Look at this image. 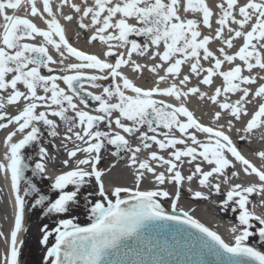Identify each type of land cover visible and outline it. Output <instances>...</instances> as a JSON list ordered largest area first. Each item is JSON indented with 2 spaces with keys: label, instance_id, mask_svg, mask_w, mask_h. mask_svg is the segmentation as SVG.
<instances>
[{
  "label": "snow or ice",
  "instance_id": "obj_1",
  "mask_svg": "<svg viewBox=\"0 0 264 264\" xmlns=\"http://www.w3.org/2000/svg\"><path fill=\"white\" fill-rule=\"evenodd\" d=\"M40 3L42 8L37 0H0V130L6 132L0 174L9 179L14 197V224L5 237L9 246L0 264H19L17 236L29 206L41 208L45 215L69 217L60 218L50 231L44 226L41 244L47 245L55 235L44 256L47 264H167L151 247L147 248L151 260L144 259L139 248L121 251L126 240L139 242L142 230L157 226L171 228L173 251L188 256L176 264H264V251L255 246L258 242L264 247V215L251 210L257 206L253 196L264 205V149L252 153L258 166L246 158L231 135L234 130L239 141H245L261 130L264 141V0L71 3L79 28L92 32L88 43L98 41L104 46L100 55L73 47L51 0ZM61 3L69 4V0ZM20 9L23 15L16 14ZM35 18L46 28L37 26ZM63 19L70 22L73 16ZM37 37L42 38L40 42H33ZM214 44L218 46L213 48ZM70 58L75 62H67ZM141 59L151 63L142 64ZM124 69L137 76L144 71L155 74L157 86H138ZM169 77L168 86H158ZM192 78L198 86H188ZM81 81L98 91H88ZM201 86L211 91H202ZM189 96L214 106L209 124L185 106L183 99ZM89 100L94 102L92 108ZM10 106L16 108L15 114L7 111ZM54 118L66 127L61 144L67 155L62 163L68 170L54 177L50 190L56 196L50 198L25 173L30 169L33 176L46 177L53 159L49 146L56 145L44 139V130L48 137L60 135L61 125ZM28 146L37 149L34 166L26 162L22 151ZM108 146L114 148L112 157L130 154L133 187L105 189V169L100 164ZM142 152L146 156L140 159ZM241 172L255 176L257 182L233 183ZM149 176L156 188L141 190ZM92 179L96 191L84 196L90 203L91 223L80 226L74 209L81 190ZM194 181L201 190L189 186L193 199L225 197L219 201L221 210L233 212L240 227L232 244L187 211L177 213L185 183ZM166 184L174 186L172 193L163 187ZM222 185L229 186L226 192ZM92 196L98 198L91 202ZM165 199L171 203V212L162 206ZM231 230L237 232L236 227ZM133 255L137 259L126 258ZM205 256L215 259L205 260Z\"/></svg>",
  "mask_w": 264,
  "mask_h": 264
},
{
  "label": "bare ground",
  "instance_id": "obj_2",
  "mask_svg": "<svg viewBox=\"0 0 264 264\" xmlns=\"http://www.w3.org/2000/svg\"><path fill=\"white\" fill-rule=\"evenodd\" d=\"M78 0H69V4H62L61 0H51V3L53 4V10L56 14L57 19L59 20L60 24L65 29L66 38L68 39L69 43L76 47L78 50L85 51L90 54H96L100 55V53L104 50V46L101 45L98 41L93 43H88V38L91 36L92 32L91 30H81L79 28V20L77 14L71 9L70 4L76 3ZM215 2H219V0H215ZM38 7L42 8V4L40 3V0H37ZM59 9V11H57ZM16 14L23 15L24 10L20 9L17 11ZM64 15H71L73 16L72 21H66L63 19ZM32 19L31 17H29ZM34 23L37 24V26L41 28H46V26L43 24V22L39 18H35ZM88 22L87 19L85 21ZM42 38L37 37L35 43H39ZM237 45L241 43V41H235ZM218 45H213V48L217 47ZM235 50V49H234ZM50 52L54 54V50L50 49ZM67 62H75L74 58H70ZM158 62V61H157ZM140 63L142 64H150L151 61L141 59ZM125 74L129 76L130 79H133L134 82L142 87V88H150L153 86H157L155 84V81L157 80V76L155 74H151L147 71H144L142 75L137 76L134 73H131L128 69H124ZM186 71V70H185ZM43 72H46V70H43ZM163 72H160V75H163ZM171 82V78H168L167 82H160L159 87L163 88L168 86V84ZM107 83V82H105ZM219 83V81L217 82ZM188 86H198L196 79L192 78L189 82ZM202 91H211V89L208 86H201ZM91 91L97 92L98 90L92 89ZM157 99H165L166 102L169 103H175L179 104L180 101H176L174 98H163V97H156ZM91 100H89V108H92L93 105L90 104ZM183 102L186 107L190 111L193 112V114L203 123L209 124L211 122V117L215 111V108L213 105H211L210 102L202 101L198 97L195 96H189L188 98H184ZM7 111L11 114L16 113L15 107H8ZM249 111H253L251 107H249ZM247 119V118H245ZM61 126L58 128V131L60 135L56 138H53L52 142L50 144H55V147L49 146L51 149L55 148L54 155H51L53 158L52 161L48 164L49 167L54 170L55 172L61 173L62 171H66V169L63 166V160L67 158L66 150L61 144V141H63L66 127L62 125V122H59ZM242 124H237L236 127H241ZM11 128V126H10ZM10 130V129H9ZM260 133L261 130H256V135L253 137H250L248 140L245 141H239L238 134L233 130L231 135L233 136V139L237 142L238 147L242 151V153L246 156V158L252 160L254 163H256L259 166L258 159L252 154L254 150L264 149V141L260 139ZM6 135L5 130H0V158H2L3 153L5 151L3 147V139ZM133 147L136 146V141L133 139L132 141ZM69 148L72 147L71 143L68 145ZM153 150L158 149L153 146ZM111 149L108 148L107 151H104L102 153L103 160L101 162V166L105 169V173L103 176V182L105 185V189L107 190L108 186L112 187H133L135 184L134 180V174L135 170L133 168H130L128 166V155L126 158L119 159V157H112L111 156ZM163 154V153H162ZM79 155V154H78ZM146 153L142 152L138 154V157L140 159L145 158ZM239 165H237V170H239ZM163 168H157V171H163ZM183 172L187 174L189 172L188 166H185L183 168ZM233 183H244L248 184L250 182H257V178L255 176L248 177L245 176L242 172L240 173V178L234 179L232 181ZM92 190L96 191V185L95 181L93 180L91 184ZM22 186V185H21ZM107 186V187H106ZM191 186L193 191L201 190L198 186V182H193L191 185L185 183L184 185V193L178 202V208L177 212H180L182 215V211H187L190 216H192L194 219L198 220L200 223L204 224L206 227H208L211 231L216 232L218 235L221 236V238L229 244H232V241L234 240V237L239 232V226L234 223L233 220L226 219L224 212L221 210L219 201L222 198V196H213L208 201L199 200V199H193L191 194L188 193L187 189ZM166 190H168L170 193L174 191V186L170 184H166L163 186ZM228 185H222V191L226 192ZM90 188V190H91ZM156 188L155 183L149 176L141 183V190H153ZM89 190V191H90ZM252 199L256 203V211L258 215H264V205L260 204V198L253 196ZM163 202V203H162ZM162 206L165 208L166 211L171 212V203L169 200L165 199L161 201ZM182 210V211H181ZM26 213V208H25ZM25 213H24V219L22 222V228L23 230L18 233L17 236V244L18 246L21 243V238L23 236L24 226H25ZM14 224V197L11 194L10 191V181L8 178L5 177V175L0 174V259H2L6 251L8 249V241L5 240V237L10 236V230L13 227ZM233 227L237 228V232H233L231 229ZM21 247V246H20Z\"/></svg>",
  "mask_w": 264,
  "mask_h": 264
},
{
  "label": "rangeland",
  "instance_id": "obj_3",
  "mask_svg": "<svg viewBox=\"0 0 264 264\" xmlns=\"http://www.w3.org/2000/svg\"><path fill=\"white\" fill-rule=\"evenodd\" d=\"M141 39V38H137ZM43 72V70H42ZM46 72H44L45 74ZM63 86V85H62ZM88 90H92V88L88 87ZM72 115V113H69ZM58 119V118H54ZM47 130H44V139L47 141H50L53 139V137L47 136ZM109 149L113 150L111 146L108 147ZM24 152V155L26 157V162L28 161V157L32 155L34 157L33 161L30 163V166H34V162L38 159L36 155L37 149L28 146L26 149L22 150ZM124 152L120 153L119 157H122ZM27 177L32 178L33 175L31 172H28L26 174ZM45 179V178H44ZM38 183V187H40L43 191V193L49 195L50 198H55L56 193L52 190H50V183L47 181V179L41 181L36 180ZM93 182V179L90 181L89 184L85 185L84 188L81 190L80 193V199L78 206L74 209L75 213V222L83 225L91 222L90 215H89V208L90 203L86 202L84 200V196L89 192H95V190H92L91 184ZM24 187V185L22 184ZM91 188V190H90ZM68 190H72V186H69ZM90 190V191H89ZM98 197L92 196L91 202H94L95 199ZM222 198H225L222 196ZM224 215L226 219L233 220L234 223L237 225L238 222L236 221V216L233 212L230 210H224ZM25 230H24V238L21 248V254H20V264H47V262L44 261V256L46 255L47 246H50V243H53L55 235H51L49 237V240L47 242V245L41 244V240L43 238L44 232V226H48V230L50 231L53 227H55L58 223V220L60 218H69L68 216L64 215H57V214H47L43 212V210L39 207L33 209L30 206L26 207V213H25ZM258 241V237L256 238ZM249 244L252 245V238L249 240ZM255 246L264 251V247H261L259 243L257 242Z\"/></svg>",
  "mask_w": 264,
  "mask_h": 264
},
{
  "label": "water",
  "instance_id": "obj_4",
  "mask_svg": "<svg viewBox=\"0 0 264 264\" xmlns=\"http://www.w3.org/2000/svg\"><path fill=\"white\" fill-rule=\"evenodd\" d=\"M177 213L180 214V212H177ZM189 231L195 232L196 230L189 229ZM174 235L175 233L168 226H165L163 228L157 226L155 228L144 229L142 230V240H140L139 242L135 239L126 240L121 246V251L125 252L129 248H132V249L139 248L144 253L143 258L146 260H151L152 256L147 254V248L151 247L161 253V255L158 256V259L166 261L167 264H176L177 261L188 259V256H184V255H181L173 251L172 245L174 243L173 241ZM233 242L234 240L232 241V243ZM52 244L53 243H50V246ZM50 246H47V247H50ZM170 252L172 254H169ZM190 255L191 254L189 253V256ZM126 258L137 259L135 255L131 257H126ZM203 259L214 260L215 258L210 257V256H205L203 257Z\"/></svg>",
  "mask_w": 264,
  "mask_h": 264
}]
</instances>
